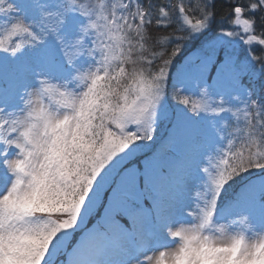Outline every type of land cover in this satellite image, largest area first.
<instances>
[{
	"label": "snow or ice",
	"instance_id": "1",
	"mask_svg": "<svg viewBox=\"0 0 264 264\" xmlns=\"http://www.w3.org/2000/svg\"><path fill=\"white\" fill-rule=\"evenodd\" d=\"M0 264H264V0H0Z\"/></svg>",
	"mask_w": 264,
	"mask_h": 264
}]
</instances>
